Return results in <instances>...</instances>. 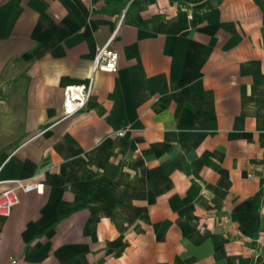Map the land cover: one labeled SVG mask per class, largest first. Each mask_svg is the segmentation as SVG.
Instances as JSON below:
<instances>
[{
    "label": "crops",
    "instance_id": "crops-1",
    "mask_svg": "<svg viewBox=\"0 0 264 264\" xmlns=\"http://www.w3.org/2000/svg\"><path fill=\"white\" fill-rule=\"evenodd\" d=\"M15 181L0 264H264V0H0Z\"/></svg>",
    "mask_w": 264,
    "mask_h": 264
},
{
    "label": "built area",
    "instance_id": "built-area-1",
    "mask_svg": "<svg viewBox=\"0 0 264 264\" xmlns=\"http://www.w3.org/2000/svg\"><path fill=\"white\" fill-rule=\"evenodd\" d=\"M117 68L118 53L109 46V43L99 47L92 61L88 81L82 84L68 85L63 89V116L68 117L85 107L92 92L95 72L114 73ZM40 190V184L24 181H15L11 186L0 188V216L8 217L11 214L13 207L19 202V192H38Z\"/></svg>",
    "mask_w": 264,
    "mask_h": 264
},
{
    "label": "trees",
    "instance_id": "trees-1",
    "mask_svg": "<svg viewBox=\"0 0 264 264\" xmlns=\"http://www.w3.org/2000/svg\"><path fill=\"white\" fill-rule=\"evenodd\" d=\"M217 2L219 1V0H216Z\"/></svg>",
    "mask_w": 264,
    "mask_h": 264
}]
</instances>
